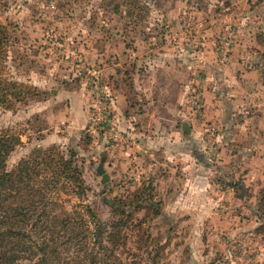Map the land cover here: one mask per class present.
<instances>
[{"label": "rangeland", "instance_id": "1", "mask_svg": "<svg viewBox=\"0 0 264 264\" xmlns=\"http://www.w3.org/2000/svg\"><path fill=\"white\" fill-rule=\"evenodd\" d=\"M0 22L11 30L9 73L44 92L12 110L0 106V134L21 141L8 170L36 148L73 152L84 198H60L66 207L82 199L103 222L115 218L105 200H131L151 187L125 226L121 264H264V0H0ZM163 51L191 55L178 123H201L202 138L215 128L216 155L206 140L195 149L205 187H175L163 168L152 177L155 169L139 174L132 162L126 172L106 165L128 140L115 125L123 110L111 111L112 88L133 113L153 108L159 92L173 100L172 84H156L158 68L137 62ZM193 89L203 102L197 113ZM98 114L104 127L91 129Z\"/></svg>", "mask_w": 264, "mask_h": 264}, {"label": "trees", "instance_id": "2", "mask_svg": "<svg viewBox=\"0 0 264 264\" xmlns=\"http://www.w3.org/2000/svg\"><path fill=\"white\" fill-rule=\"evenodd\" d=\"M11 39L9 26L0 22V106L7 110L44 95L9 73ZM20 142L18 135L0 134V264H121L116 252L128 241L125 226L133 223L132 211L152 188L131 200H105L116 219L103 222L81 201L85 186L73 152L36 148L8 170L7 159ZM61 193L82 199L66 207ZM259 229L264 232V221Z\"/></svg>", "mask_w": 264, "mask_h": 264}, {"label": "crops", "instance_id": "3", "mask_svg": "<svg viewBox=\"0 0 264 264\" xmlns=\"http://www.w3.org/2000/svg\"><path fill=\"white\" fill-rule=\"evenodd\" d=\"M166 46L172 45L164 44L160 48L164 49ZM187 46L188 44H185V47ZM161 53L159 57L153 59H151L152 57H142L137 59V62H142L144 65L153 63L151 68L154 66L158 68L159 76L156 78V84L160 91L165 83L172 84V88L175 87L174 89H176V91L171 89L174 92L173 100L171 99L169 102L159 92L157 96L159 103H155L153 108L150 107L145 112L139 108L137 113H133L130 112L133 110V104L124 97L121 100L119 92L117 93V90L112 88V96L109 100L111 111L118 113L123 110L122 115L116 116L117 124L115 125L119 130H122L123 135L128 140L123 147L124 149L119 153L120 155L114 151L107 154L106 165L114 171L120 164L122 170L126 172L129 171V163L132 162L137 165L133 166L137 171L139 168V174H146L147 170L155 169L152 177H155V173L157 174L156 167L158 169L163 168V176L170 174L168 177L173 179L175 187H205L202 185L204 171H202L201 165L195 157V149L200 148L202 150V143H204L202 137H198L199 133H197L201 123L199 125L195 123L197 121L188 122L190 128L187 131L182 129L183 119L178 123V117H185V110H187L182 98L187 88L186 79L190 73L191 55L185 54L178 57L169 54L167 51ZM138 73L135 72L132 75ZM153 82V80L149 81L150 84ZM205 107L207 111L208 107ZM215 108H213V114L216 112ZM217 112H219V108H217ZM114 118L115 116L112 117L113 121ZM81 125L83 126V123ZM150 125L151 127L147 128ZM112 127L111 131L115 132L112 136L115 137L117 130L115 126ZM152 128L154 135H150ZM111 147L114 148L113 145ZM216 150H218V145ZM197 183L200 185L196 186Z\"/></svg>", "mask_w": 264, "mask_h": 264}, {"label": "built area", "instance_id": "4", "mask_svg": "<svg viewBox=\"0 0 264 264\" xmlns=\"http://www.w3.org/2000/svg\"><path fill=\"white\" fill-rule=\"evenodd\" d=\"M192 92H193V95L191 97L190 104H191L192 108L195 110V112L197 113L203 105L201 92L198 91L197 89L196 90L193 89ZM100 118H101L100 114L93 116L92 122L90 124L91 129H101L104 127L103 125H100V123H99ZM214 129L215 128L213 126H209L206 129H204L205 130L204 136L202 138L204 143H205V140H206V142H209L207 149H208V152L211 151L212 153H214V154H211L213 157L216 155V152H217L216 143H212L213 140H210L211 136L214 135Z\"/></svg>", "mask_w": 264, "mask_h": 264}, {"label": "water", "instance_id": "5", "mask_svg": "<svg viewBox=\"0 0 264 264\" xmlns=\"http://www.w3.org/2000/svg\"><path fill=\"white\" fill-rule=\"evenodd\" d=\"M190 127H189V124L186 122V121H183L182 122V129L184 130V131H187L188 129H189ZM99 173L100 174H104L102 171H99ZM105 176L103 177V180H107V175L106 174H104Z\"/></svg>", "mask_w": 264, "mask_h": 264}]
</instances>
